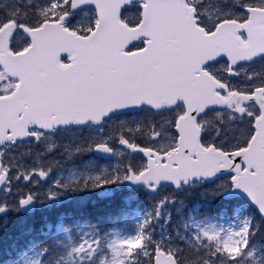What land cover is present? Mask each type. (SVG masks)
<instances>
[{"label": "snow or ice", "instance_id": "1", "mask_svg": "<svg viewBox=\"0 0 264 264\" xmlns=\"http://www.w3.org/2000/svg\"><path fill=\"white\" fill-rule=\"evenodd\" d=\"M159 6L174 9L179 25L193 39L207 44L231 41L247 49V54L233 56L222 49L217 55L191 63L184 73L186 84H201L215 98L196 111L184 106L182 101H169L161 106L152 102L146 89L130 87L120 102L112 103L102 113L74 120L73 123L83 128L89 119L105 125L117 115L149 114L147 123L141 118L134 127L121 119V127L114 134L123 148L141 158L142 167L134 168L129 162L122 175H95L91 178L93 183L90 187L104 189L125 181H143L146 185L149 179L157 181L158 178L151 173L157 166L169 164L172 153L180 151L182 142L191 138L197 160L214 159L216 165L207 169L189 168L177 178H166V182L179 187L181 179L185 184L201 177L220 180L219 187L223 191L212 193L213 197L226 199L230 193L239 191L246 195L261 221L254 223L245 219L239 231L234 233L236 239L215 247L202 243L201 235L185 237L179 232L176 236L180 242L174 243V237L168 232L170 214L163 212L167 203V198H164L154 206L153 212L146 214L137 235L123 241L127 264H237L241 252L250 247L264 224V167L248 159L258 145L264 144V30L259 26L264 21V0H0V36L4 37L0 43V57L13 60L26 57L33 49L34 33L41 37L58 33L68 39L92 40L103 33L106 25L113 23L129 30L138 27L147 30L153 21V9ZM126 12L133 15L131 22L122 18ZM17 37L25 42L17 46ZM154 49L155 44L148 39H142L138 45L130 44L121 54L133 58L125 61L132 66L124 69V78L135 82L138 73L149 71ZM60 67H71L66 56ZM26 84L22 70L9 79L4 64L0 63V101L6 104L17 95L21 85ZM210 114L217 119L208 129L204 125ZM189 121L192 122L191 131L185 127ZM53 124L61 128L70 126L67 119H53L42 127L20 131L19 139H13L11 143L39 145ZM97 131L101 135L89 141L83 151L110 154L109 140L112 137L103 136L105 129L102 126ZM142 131L144 142L130 138ZM162 138H167V148L157 147ZM74 151L79 153L82 149L77 147ZM192 155L193 152L189 151V156ZM196 162L193 160L192 164ZM51 172V167H26L14 159L8 164L0 163V214L7 217L9 211L30 210L29 206L39 195L32 189L47 179ZM52 187H60L59 182L49 187V200L57 196ZM86 187H89L87 181L81 185L82 189ZM99 194L101 197L112 195L107 191ZM209 209L213 210L211 203ZM154 223L161 228L158 236L152 230ZM47 228L51 233L53 225L49 224ZM62 229V222L55 225L57 232ZM30 231L27 230L28 233ZM90 235L92 233H86L70 253L79 264H96V258L102 251V238L98 232L94 239L88 238ZM217 235L205 231L203 238L214 240ZM8 239L10 237L0 239V264H61L62 258L54 257L48 244L36 247L33 240H27L23 244L14 242L9 245ZM13 257L19 259L13 260Z\"/></svg>", "mask_w": 264, "mask_h": 264}, {"label": "water", "instance_id": "2", "mask_svg": "<svg viewBox=\"0 0 264 264\" xmlns=\"http://www.w3.org/2000/svg\"><path fill=\"white\" fill-rule=\"evenodd\" d=\"M259 26L264 30V21ZM140 38L155 44L154 56L150 70L138 73L135 82H130L124 78L123 73L124 69L132 66L125 61L133 58L123 57L121 54ZM3 39L0 36V43ZM222 49L228 50L233 56L247 54V49L236 46L231 41L207 44L193 39L179 25L175 10L166 6L153 9V21L147 30L144 27L129 30L113 23L106 25L103 33L92 40L68 39L58 33L41 37L34 33L33 49L26 57L16 60L0 57V63L4 64L9 77L14 78L22 70L26 77L35 74L40 79L39 89L29 83L30 87L25 88L26 93L21 86L8 106L0 101V150L5 145L12 144L13 139H19V132L27 131L30 124L32 127H42L53 119L69 121L70 126L63 128L53 124L48 133L79 127L73 123L74 120L102 113L112 103L120 102L130 87L146 89L152 102L161 106L167 105L169 101H182L192 111L201 109L215 98L201 84H186L184 73L194 60L210 58ZM65 56L69 57L70 68L60 67V60ZM8 61L10 66L7 65ZM191 123L189 121L185 125L189 131ZM88 124L100 126L91 119ZM189 151L193 152L192 156H189ZM194 153V142L191 138H186L180 151L169 157V164L157 166L151 173L158 178L157 181L149 179L147 185L143 181H126V186L128 189H139L153 185L155 190L147 189L146 192L156 195L161 187L178 190L190 183L214 182L204 180L203 177L200 180L193 178L188 184L181 179L179 187L175 183L166 182V178H177L189 168L207 169L217 163L214 159L197 160ZM94 154L107 160L112 157V152L103 154L94 151ZM248 159L264 167V144L258 145ZM193 160L197 161L195 165L192 164ZM145 175L148 176L149 173ZM231 198H242L255 209L246 195L239 191L230 193L226 199ZM29 207L30 210H22V213H32L35 204Z\"/></svg>", "mask_w": 264, "mask_h": 264}, {"label": "rangeland", "instance_id": "3", "mask_svg": "<svg viewBox=\"0 0 264 264\" xmlns=\"http://www.w3.org/2000/svg\"><path fill=\"white\" fill-rule=\"evenodd\" d=\"M24 42L25 41H22L20 37H17V46ZM257 68L260 69V65H257ZM142 118L144 122L147 123L149 114H144ZM121 119L126 120L127 125L133 127L136 122L141 120V118L138 119V117L131 118L130 120L122 117L111 121L107 127L104 128L105 132L103 133V136L112 137L109 140V144L115 152L112 161L105 162L97 160L93 157V151H83V149L87 148L89 141L101 135L97 129L88 128L83 131L71 129L67 132H59L53 137L44 136L42 143L36 146L37 149H33L34 151L32 154L30 151L26 152L24 150H20L16 153L14 151H4L3 164H8L14 159L17 164L22 163L26 167L41 165L45 169L48 167L52 168L51 175L49 176L50 180L47 183L40 182L36 188L32 189L39 193L36 200L40 207H48L52 204L49 202L53 199L49 200L47 194L49 187L56 182H59L60 187H52L51 189L57 193L56 198L65 199L67 193L63 192L74 191L77 193L80 192L81 194L82 199L78 201L79 205H84L88 203V201L93 203L94 200L88 199L91 198L93 194V197H98L97 193L100 192V189H93L90 187L93 183L91 179L93 176L102 175L110 177L112 175H122L129 162H131L134 168L138 169L143 165L139 156L129 155L118 147V142L114 134L119 131L121 127L119 124ZM216 119L217 117L215 115L209 116L205 122V128L210 129ZM130 138H138L144 142V132L137 133L135 137L130 136ZM167 146V138H162L157 144L158 148H167ZM77 147L81 148L82 151L75 153L74 150ZM29 149L32 148L30 147ZM50 149L51 151H49ZM85 181H87L89 187L82 189L81 185H84ZM221 183L222 181L216 182L213 185V188L206 189L207 192H204L205 185L203 184L190 187L178 194L161 191L156 200L151 199V197L146 198V206L144 209L141 208L143 205L135 196L136 192L127 191L124 187V183L108 185L104 189L107 191L112 190L119 194L129 207L121 217V221L123 222L121 226H124L127 231L130 230L127 226L132 225L136 228V226L142 222L143 215L138 209L144 210V214L146 215L153 212L154 206L162 199L167 198V203L164 205L163 212L165 214H170L171 223L168 225V232L174 237L173 242H180L179 237L176 236V232H179L185 237L201 235L202 243L215 247L217 244L222 245L224 242H231L236 239L234 233L239 231L247 217L244 205L235 204L233 206L232 209L235 212V216L232 219L230 218V220L225 219V216L214 218L219 221L206 216V212H202L199 207L192 205L193 196H198L199 194H201L199 199H204L207 204H210V202L215 199V197L212 200L210 199V197H213L212 193L221 191L222 188L219 187ZM64 185H68V187L65 188ZM207 195H209V197H207ZM186 200H189L190 202L188 203ZM17 213L19 212L9 211L8 214L14 215ZM154 224H156L157 232L159 234L161 231L160 225L158 223ZM211 226H214V228ZM119 230V228H116L107 234L108 237H105L104 243L102 244V253L100 252L99 256L96 258L97 264H124L126 262L127 254L123 241L134 236L123 234V232H120ZM205 231H208L210 235H218L214 240H207L203 238V233ZM57 238L58 241H62L60 246L63 250L59 252L63 253L64 257L61 259V264H79V261H77L70 253L72 252L73 247H76L82 242L80 238H70L63 229L57 232ZM237 264H264V254H262L257 247L250 246L247 250L241 252Z\"/></svg>", "mask_w": 264, "mask_h": 264}, {"label": "trees", "instance_id": "4", "mask_svg": "<svg viewBox=\"0 0 264 264\" xmlns=\"http://www.w3.org/2000/svg\"><path fill=\"white\" fill-rule=\"evenodd\" d=\"M123 18L130 21V19L126 18L125 14ZM207 186H204V192H207L206 189H210V187ZM100 191L107 190L100 189ZM99 193L100 192L97 193L98 197H93L94 194L91 196V198H97L93 205L88 204L81 209H76V211H74L73 209H67L68 212H66L62 205L61 208H55L52 209V211H46L41 216L37 215L28 218L24 216H10L7 218V224L5 223L0 225V239L10 237V239L7 240V243L9 245L14 242L17 244H23L27 240H33L39 245L48 244L49 247L53 249V254L55 257L56 249L54 246H52L51 242L49 241V237L45 236L46 224L51 223L55 225L56 222H62L65 227H70L73 230V227L75 226H79L80 224H88L90 227L95 229L96 232H107L108 230H110L113 220L115 218L121 217V214L125 210V204L121 200V198L116 194H112L111 196L107 197H101ZM135 196L137 199L140 200V203L143 205L141 206V208L144 209V207L146 206V198L148 196L145 195L143 192L135 193ZM200 196L201 194H199L198 196H193L192 205H196L197 207H199L200 211L206 212V216L210 215L214 217H219V210H222V207H224V205L226 204L222 203L221 201H217L218 197H216L215 202L211 203L213 208V210L211 211L209 209V204H207L204 199H199ZM186 202L189 203L190 201L186 200ZM238 203H240L241 205H245L241 201H238ZM232 208L233 207L231 206L229 211H226L223 214H226L228 216L233 215L234 212ZM142 209L140 210L144 212V210ZM246 209L249 215L248 219L252 220L254 223L261 221L253 210H251L249 207H246ZM29 229L31 230L30 233L27 232V230ZM152 230L153 233L157 235L156 224H153ZM260 230L261 232L257 233L250 246L257 247L261 251V253L264 254V224L261 225ZM102 234H104V232ZM61 256L57 255V257ZM12 259H19V257H13ZM140 259H142V257Z\"/></svg>", "mask_w": 264, "mask_h": 264}, {"label": "flooded vegetation", "instance_id": "5", "mask_svg": "<svg viewBox=\"0 0 264 264\" xmlns=\"http://www.w3.org/2000/svg\"><path fill=\"white\" fill-rule=\"evenodd\" d=\"M38 145H32V144H28V143H25V144H21V145H18L16 150L19 149V150H24L26 152H29V148L31 147L32 149H30V153L32 154L33 153V149H37ZM13 149H8V151H12Z\"/></svg>", "mask_w": 264, "mask_h": 264}]
</instances>
